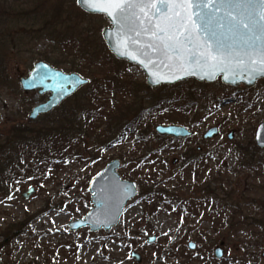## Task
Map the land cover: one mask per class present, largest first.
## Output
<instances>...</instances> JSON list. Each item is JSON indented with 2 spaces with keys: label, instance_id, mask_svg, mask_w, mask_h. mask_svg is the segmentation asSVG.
I'll use <instances>...</instances> for the list:
<instances>
[{
  "label": "rangeland",
  "instance_id": "1",
  "mask_svg": "<svg viewBox=\"0 0 264 264\" xmlns=\"http://www.w3.org/2000/svg\"><path fill=\"white\" fill-rule=\"evenodd\" d=\"M21 4L12 8L0 0L1 264H264V149L253 140L264 121V80L250 89L219 80L151 88L139 67L110 55L101 37L109 26L104 16L84 13L76 0H41L34 6L45 19L30 27L31 19L12 15L29 13ZM10 19L19 24L12 28ZM40 60L89 83L31 120L32 108L48 94L24 92L20 79ZM199 88L209 100L218 99L206 111L195 98ZM188 94L194 102L188 112L153 107L175 100L178 106ZM81 108L90 116H78L80 125L69 117L73 125L68 124L64 113L79 115ZM160 124L181 125L193 134L162 136L155 132ZM211 127L219 133L204 140ZM251 141L256 148L248 147ZM238 150L255 157L253 166L241 165ZM189 151L202 159L184 162ZM114 159L136 195L110 230L71 231L69 224L93 206L90 180ZM202 183L203 191H196ZM157 189L184 203L156 209L159 198L151 197ZM151 236L155 241L148 243ZM218 247L220 259L214 257Z\"/></svg>",
  "mask_w": 264,
  "mask_h": 264
},
{
  "label": "snow or ice",
  "instance_id": "2",
  "mask_svg": "<svg viewBox=\"0 0 264 264\" xmlns=\"http://www.w3.org/2000/svg\"><path fill=\"white\" fill-rule=\"evenodd\" d=\"M90 11L107 15L121 33V55L129 48L146 65H163L201 78L215 76L217 68L231 66L233 78L246 75L249 80L264 75V0H80ZM252 9L246 11L248 6ZM243 9V10H242ZM223 12L231 22L229 31L243 29L242 47L236 50L225 43L209 23ZM223 27V25H219ZM201 32L207 39H200ZM146 38V39H145ZM137 45H141L137 47ZM136 59V57H132ZM160 79H180L160 72ZM229 77L226 75L225 79Z\"/></svg>",
  "mask_w": 264,
  "mask_h": 264
},
{
  "label": "water",
  "instance_id": "3",
  "mask_svg": "<svg viewBox=\"0 0 264 264\" xmlns=\"http://www.w3.org/2000/svg\"><path fill=\"white\" fill-rule=\"evenodd\" d=\"M77 7L86 14L89 15H103L109 22V26L104 27L101 30L102 40L108 49V51L114 56L115 59L126 61L132 65H135L143 71L146 78V85L151 88H155L161 85H174L176 83L193 79L197 82H204L207 84L214 83L217 79L226 86L245 88H252L255 86L258 80L263 79L264 75L257 76L254 80H249L246 75H236L233 78V69L231 66L217 68L214 71L216 75L213 77L201 78L203 72H197L196 75L186 74L179 69H170L164 67L162 64L157 66L146 65L141 63V57L138 53L131 48L128 50L127 55L120 54V48L118 47L121 42V33L117 30V25L111 18L102 13L90 11L83 5L80 0H76ZM252 6L249 5L246 11H250ZM243 10V9H242ZM223 12L217 13L215 19L209 23L210 31L216 32L224 39L225 43L231 45L236 50H240L242 47L241 41L245 38L243 29H234L229 31L231 22L223 20ZM223 25L220 27L219 25ZM146 39V38H145ZM200 39H207V35L203 32L200 34ZM141 45H137L140 47ZM136 57V59H132ZM160 72L169 77H172L173 72L181 75L182 78L175 79H160L156 82V77L153 73ZM229 78L226 80L225 76ZM89 83L87 78L82 77L75 72H64L61 69L55 68L45 61H37L33 64L32 69L28 73V76L20 79V85L24 92L37 91L38 95L49 93L46 101L40 103L32 108L29 114V119L34 120L40 114H47L56 109L64 100L72 96L79 88ZM157 134L173 138H185L190 137L193 133L186 129L184 126L168 124L157 125L155 127ZM218 134V128L212 127L208 129L204 135V139H211ZM231 138V136H230ZM253 140L256 146L260 149H264V121L260 122L253 131ZM120 168V161L118 159L112 160L102 170L92 177L88 185V191L90 193V202L93 205L88 213L83 218L73 221L69 224L71 231L88 227L91 232H97L99 230H110L116 226L121 218L124 207L127 202L136 195L135 185L127 180L120 178L117 170ZM33 188L24 193V198L32 194ZM148 243H153L155 237H148ZM188 247L193 250L195 244L190 242ZM223 250L216 248L214 250V257L216 259L222 258ZM131 256L137 261H140V255L132 252ZM264 260V251L262 253ZM1 264V261H0Z\"/></svg>",
  "mask_w": 264,
  "mask_h": 264
},
{
  "label": "trees",
  "instance_id": "4",
  "mask_svg": "<svg viewBox=\"0 0 264 264\" xmlns=\"http://www.w3.org/2000/svg\"><path fill=\"white\" fill-rule=\"evenodd\" d=\"M19 1H21L22 2V7L23 6H27V7H29V8H31L30 9V11H29V13H28V11H25V10H27L28 8H22L21 7V10L22 11H25V14H22L21 12H17V13H12V15L14 16V17H16V18H19V17H21V16H25V17H27L26 19H31V24H30V22L29 21H25L24 23L25 24H30V27H33L37 22L38 23H41V21H42V18H44L45 16L44 15H42L41 13H38V9L36 8V6H34V3L36 2V1H41V0H5V3H7L9 6L11 5V7L13 8V5L14 4H17ZM29 10V9H28ZM11 11H12V9H11ZM8 12V11H7ZM59 15H61V13L59 12ZM45 19V18H44ZM63 20H65V19H63ZM10 21H11V27L12 28H14V25H18L19 24V21H16V20H13V19H10ZM44 25H46V23H43ZM71 42V41H70ZM78 50H79V47H78ZM111 55V54H110ZM113 57V56H112ZM0 65H1V63H0ZM56 67H58V64L56 63ZM0 72H1V68H0ZM116 79V78H115ZM191 80H189V81H186L187 83L188 82H190ZM186 82H184V83H186ZM199 85H201V84H199ZM204 85V84H203ZM135 86V85H134ZM132 87V86H131ZM197 91V94L195 95L196 97L195 98H197L198 100H201L202 102H203V106H202V110L203 111H206L207 110V108H208V106H209V103H215V101L216 100H218V99H211V100H209L206 96H205V94H204V92L199 88L198 90H196ZM178 101L179 100H175V101H160V102H157V103H155L154 105H153V107H160V109L158 110V111H160V112H163V111H170V112H172L173 110L175 111V110H178V111H180L181 109H184L183 110V112H188V111H190L191 110V108L194 106L193 104H194V102H193V100H191L190 99V97H189V94L187 95V96H185V98H184V100H182V102L183 103H181V104H178V106H176L177 105V103H178ZM184 101H185V103H184ZM84 109V108H83ZM82 108L80 109V110H78L79 112H80V114L78 115L77 114V112H73V114H70V115H68L67 114V112H65L64 113V116H65V114H66V116H67V118H68V121H67V123L68 124H70V125H73V124H71V122H69V117L72 119L73 118V120H74V123L75 124H81L82 122V119H77V117L78 116H81V118H83V120H85L86 119V116L87 117H89L90 115H89V113L86 115V116H84L85 115V111L83 110ZM153 110V109H152ZM89 115V116H88ZM70 131H72V130H70ZM84 131H86V130H84ZM82 135H83V133H81ZM80 134V135H81ZM145 137H143V136H141V135H139L138 136V139H144ZM254 145V143L251 141V143H249V145H248V147H250V149H251V147H253V148H256L255 146H253ZM248 150V148H246L245 147V149H243V150H245L246 152H248V151H251V150ZM238 153L241 155V153H240V151L238 150ZM247 156V154H245L244 153V156L242 157V155H241V165L242 166H245V167H251V166H253V164H254V162H253V159H255V157L254 156H252L251 155V158H247L246 157ZM191 158H194V159H196V160H198V161H200L201 159H202V157H201V155L200 156H197V155H195V153H193V156L191 155ZM249 160V162H245V161H248ZM185 162V161H184ZM183 162V163H184ZM188 163H190V162H188ZM131 164V163H130ZM132 165V164H131ZM136 165V164H135ZM137 168V167H136ZM8 173V172H7ZM226 182H227V178H226ZM181 185H182V183L181 182H179ZM208 183V182H207ZM207 183H202V184H197V186H200V187H197V189H196V191L197 190H199V191H203V190H201V187L202 186H205V184H207ZM182 188H183V185H182ZM204 188H206V189H208V187H204ZM215 190V189H214ZM173 191L174 192H178V190L176 189V188H174L173 189ZM213 192V191H212ZM167 193H168V191H166V190H164V189H157L156 190V192L155 193H152V197H151V201H156L157 200V198H159L158 200H159V202H157L156 203V205H157V207H156V209H159L160 207H162V206H166V205H170V206H175V205H180L181 203H184V200L181 198H177V199H175V197H177L178 195L177 194H172V196H170L169 197V195H167ZM173 196H175V197H173ZM154 198H156V199H154ZM192 207H193V205H192ZM217 217H220V213H218L217 214ZM254 221H255V219H253L252 220V222L251 223H253L254 224ZM225 223V225L228 223H231V222H224ZM232 224V223H231ZM231 224H229V226L231 225ZM222 225V224H221ZM249 225H247V223H246V225H244V227H245V229L248 227ZM224 229V228H223Z\"/></svg>",
  "mask_w": 264,
  "mask_h": 264
},
{
  "label": "flooded vegetation",
  "instance_id": "5",
  "mask_svg": "<svg viewBox=\"0 0 264 264\" xmlns=\"http://www.w3.org/2000/svg\"><path fill=\"white\" fill-rule=\"evenodd\" d=\"M190 131V130H189ZM219 131V130H218ZM192 132V131H191ZM193 133V132H192ZM202 138H203V135H202ZM204 139V138H203ZM205 140V139H204ZM199 150V149H198ZM192 152V151H191ZM192 153H195V152H192ZM192 153H190V151L189 152H186L185 153V155L183 156V159L182 160H184V161H187L186 163H188V162H193V161H195V159L194 158H191V155H192Z\"/></svg>",
  "mask_w": 264,
  "mask_h": 264
}]
</instances>
